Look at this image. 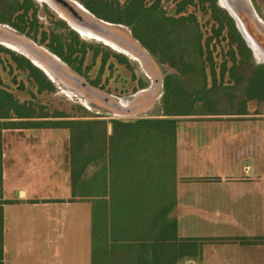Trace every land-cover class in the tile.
Returning <instances> with one entry per match:
<instances>
[{
  "label": "trees",
  "instance_id": "obj_1",
  "mask_svg": "<svg viewBox=\"0 0 264 264\" xmlns=\"http://www.w3.org/2000/svg\"><path fill=\"white\" fill-rule=\"evenodd\" d=\"M76 1L95 18L126 26L131 36L158 63L174 69L173 73L166 75L163 83L162 115L166 118L121 121L97 117L66 119L67 115H59V120L31 121L28 119H48L50 116L46 111H36L29 102H20L0 83V119H20L16 124L24 127L55 126L69 130L72 197L92 198L91 264H175L184 255L186 241L177 237L176 222L168 217L174 206L169 183L173 178L175 131V120L168 117L219 112L214 109V95L220 91L226 94L228 104H234L235 97L240 103L239 107L225 109L224 113L246 114V102L264 95V63L253 62L251 49L232 17L217 0H175L176 15L167 14L160 0L150 3L147 0H125L121 6L115 0ZM188 6L208 12L218 25V34L226 29L230 45L235 44L236 51L232 47L229 51L232 57L228 69L231 85H219L216 81L207 85V65L211 76L215 75L213 59L211 54L204 56L197 17L194 13L183 14ZM8 7L11 9L12 3L9 2ZM255 8L260 14L257 5ZM30 9L36 10L33 0H15L11 11L19 13L13 20L0 15V23H7L27 34L24 18ZM262 18L264 20V16ZM60 22L66 33L44 32L40 42L81 76L88 70L83 67L87 50L93 49L95 54L104 45L88 43L63 20ZM37 32L35 30L32 35L36 36ZM104 49L107 51L102 62L110 54L122 60L120 54ZM0 51L11 53L17 67L26 70L33 78L38 91L54 90L47 76L23 55L1 45ZM189 76L196 81L190 87L184 82ZM90 84L97 86L98 80ZM196 102H200L199 107H195ZM108 123L111 124L110 133ZM11 124H15L14 121ZM121 150L126 152L128 159L123 172L113 164L120 158ZM139 150L144 151L145 159L140 171L133 164L134 155ZM96 164L100 165L99 169L87 177L88 169Z\"/></svg>",
  "mask_w": 264,
  "mask_h": 264
},
{
  "label": "crops",
  "instance_id": "obj_2",
  "mask_svg": "<svg viewBox=\"0 0 264 264\" xmlns=\"http://www.w3.org/2000/svg\"><path fill=\"white\" fill-rule=\"evenodd\" d=\"M247 116L168 117L175 120L168 217L186 241L175 264H264V119ZM142 118L166 117L159 110ZM19 120L0 119V264H91L92 198L72 197L69 130ZM119 154L113 164L123 172L128 159ZM134 156L140 171L144 151ZM6 206L25 211L7 216Z\"/></svg>",
  "mask_w": 264,
  "mask_h": 264
},
{
  "label": "rangeland",
  "instance_id": "obj_3",
  "mask_svg": "<svg viewBox=\"0 0 264 264\" xmlns=\"http://www.w3.org/2000/svg\"><path fill=\"white\" fill-rule=\"evenodd\" d=\"M33 1L36 3L35 12L30 9L24 18L27 21L25 28L27 34L19 32L7 23H0V39H8L11 44L6 45L11 49L1 43L0 45L14 51L15 54H19L20 51L28 52V55L33 60H37L39 67L53 80L50 81L54 85V90L38 91L33 78L29 76L26 70L17 67L11 53L0 51V83L3 88L11 92L20 102L31 103L36 111H46L50 116L48 119H60L59 115H67L66 119L94 117L101 119H138L159 110L162 111L165 96L164 78L166 75L173 73L174 69L167 64L158 63L131 36L126 26L97 19L92 14L81 11L78 5L76 6L70 0L64 1L72 7L73 11H70L61 2L54 0H52L53 2L51 0ZM115 1L120 6L125 4V0ZM9 2L12 3L11 9L15 7V0L0 2V15L9 16L13 20L16 13L19 12H12L8 7ZM147 2L150 3L152 0H147ZM175 3V0H160V4L169 15L177 14ZM217 3H226L234 9L251 38L258 43L264 53V20L262 18L264 16V0H217ZM254 4L257 5L260 14ZM33 13H35V17ZM188 13H194L197 17L202 32L204 56L211 54L213 59L215 75L211 76L207 65V85L210 86L214 81L219 85H231L228 69L232 65V57L229 51L230 47L236 51V47L235 44L230 45L227 30L223 29L218 34L217 23L211 19L208 12L200 10L199 7L188 6L183 14ZM60 20H63L69 27L68 21H71V24L77 23V25L79 24L93 31L97 35L94 36L89 31L92 34L91 36L80 34L79 37L88 43H101L109 51L120 54L122 60L110 54L105 62H102L107 50L103 48L94 54L93 49H88L83 62V67H88V70L81 76L77 75L57 56L52 54L44 43L40 42L44 32L66 33V29H64ZM32 21L35 23L31 25ZM35 30L38 31L36 36L32 35ZM97 36L107 39V42ZM209 38L211 40L208 43ZM33 48L42 59L29 54ZM33 53L35 54L34 51ZM252 53L251 58L254 63H264L263 60L258 59L257 56L255 57L254 51ZM94 80H98L97 86L90 84ZM184 82L185 86L188 87L192 86V83L196 84V81L190 76ZM225 95L222 91L214 95L216 98L214 99L215 110L224 112L225 109L230 110L240 106L238 97L233 98L234 104H231V106L228 104ZM119 101L124 106L117 108L115 105ZM199 104L200 102H196L195 107H199ZM245 108L247 115H249L246 117L247 119L249 117L251 119H264V95L247 101ZM203 109L205 108L201 110ZM99 166V164H96L90 167L86 176L91 177L93 173L95 174ZM4 211L8 216L10 211L18 213L25 211V209L6 206ZM9 244L10 237L8 234L7 245ZM8 249H11V247H8ZM11 253H13V250H11Z\"/></svg>",
  "mask_w": 264,
  "mask_h": 264
},
{
  "label": "bare ground",
  "instance_id": "obj_4",
  "mask_svg": "<svg viewBox=\"0 0 264 264\" xmlns=\"http://www.w3.org/2000/svg\"><path fill=\"white\" fill-rule=\"evenodd\" d=\"M46 1H48V0H46ZM52 1V0H51ZM70 1H72L73 3H75L73 0H70ZM53 2V1H52ZM220 4V6L221 7H223V8H226V9H228V11L235 17V19L237 20V23H238V25H239V27H240V29H241V31H242V33L244 34V36H245V38L247 39V42H248V46L250 47V49H251V51L253 52L254 51V55H255V57L257 56V58L258 59H261V60H263L264 61V53L262 52V49H261V47L258 45V43L254 40V39H252L251 38V36L248 34V32H247V30H246V28H245V26H244V24L243 23H239V22H241V19L239 18V16L237 15H235L234 13H233V9L228 5V4H226V3H219ZM78 6H79V8H81L83 11H85V12H87L88 13V11H86V9H84L83 7H81V5H79V4H77ZM78 8V7H77ZM240 20V21H239ZM71 24V23H70ZM74 28H75V30L76 31H79L78 33H79V35L80 34H84V35H87V36H91L92 34L90 33V32H92L93 33V35L95 36V35H97L96 33H94L93 31H91V30H89V29H87V28H85V27H82V26H80L79 24L77 25V24H71ZM70 25V26H71ZM72 27V28H73ZM73 28V29H74ZM90 31V32H89ZM81 36V35H80ZM98 37V36H97ZM99 39H102L104 42H107L104 38H102V37H98ZM0 43L3 45V46H5V47H7V48H10L9 46H7V45H9V43H10V41L8 40V39H0ZM7 44V45H6ZM11 44V43H10ZM11 49V48H10ZM12 50H14V49H12ZM16 51V50H15ZM33 51L35 52V54L33 53ZM19 52V51H18ZM20 54H22V55H24V56H26L27 58H29L34 64H35V62H34V60L31 58V57H29L28 56V52L27 53H24V52H19ZM29 54L31 55V56H33V57H35V58H38V59H42L41 57H39L38 55H39V53L33 48V50H32V52H29ZM38 54V55H37ZM253 54V53H252ZM44 60V59H43ZM260 60V61H261ZM35 61H37V60H35ZM46 61V60H45ZM35 65H37V64H35ZM38 66V65H37ZM39 67V66H38ZM42 69V68H41ZM43 70V69H42ZM44 71V70H43ZM45 72V71H44ZM46 73V72H45ZM47 74V73H46ZM47 76H48V74H47ZM49 77V76H48ZM51 79V78H50Z\"/></svg>",
  "mask_w": 264,
  "mask_h": 264
},
{
  "label": "water",
  "instance_id": "obj_5",
  "mask_svg": "<svg viewBox=\"0 0 264 264\" xmlns=\"http://www.w3.org/2000/svg\"><path fill=\"white\" fill-rule=\"evenodd\" d=\"M54 1H56V2H61L63 5H65L66 7H68V9L70 10V11H73V9H72V7L69 5L68 6V3H66L64 0H54ZM76 4H79V5H81L80 3H78L76 0H73ZM81 7H83L82 5H81ZM84 8V7H83ZM223 8V7H222ZM85 9V8H84ZM227 12H228V14L232 17V19L234 20V22H235V26H236V28H237V30L240 32V34H241V36H242V38H243V40L245 41V43H246V45L248 46V42H247V39L245 38V36H244V34L242 33V31H241V29H240V27H239V25H238V23H237V20L235 19V17L228 11V9H226V8H224ZM87 11V10H86ZM74 13V12H73ZM89 13V12H88ZM233 13L237 16V14H236V12L234 11V9H233ZM103 21V20H102ZM240 21V20H239ZM239 23H242V22H239ZM70 25V24H69ZM70 28L71 29H73L71 26H70ZM78 35H79V33H78V31H76L75 29H73ZM80 36V35H79ZM107 40V39H106ZM109 41V40H108ZM105 44V43H104ZM249 47V46H248ZM250 48V47H249ZM20 54V53H19ZM22 55V54H21ZM24 56V55H23ZM25 58H27L26 56H24ZM29 61H30V63L31 64H33L34 66H36L37 68H39L46 76H47V74L40 68V67H38L37 65H35L29 58H27ZM47 78L49 79V80H51V81H53L52 79H50V77H48L47 76Z\"/></svg>",
  "mask_w": 264,
  "mask_h": 264
},
{
  "label": "flooded vegetation",
  "instance_id": "obj_6",
  "mask_svg": "<svg viewBox=\"0 0 264 264\" xmlns=\"http://www.w3.org/2000/svg\"><path fill=\"white\" fill-rule=\"evenodd\" d=\"M76 6H77V4L76 3H74ZM55 7H56V5H55ZM79 7V6H78ZM54 10H56V11H58L57 9H55V8H53ZM79 9H81V8H79ZM81 11H83L82 9H81ZM85 12V11H84ZM60 13V12H59ZM62 15V14H61ZM62 17H64L63 15H62ZM69 22V24L71 23V21H68ZM75 23V22H74ZM77 24V23H76ZM71 25V24H70ZM71 27H73L72 25H71ZM74 28V27H73ZM75 29V28H74ZM79 32V31H78ZM249 34V33H248ZM250 35V34H249Z\"/></svg>",
  "mask_w": 264,
  "mask_h": 264
},
{
  "label": "built area",
  "instance_id": "obj_7",
  "mask_svg": "<svg viewBox=\"0 0 264 264\" xmlns=\"http://www.w3.org/2000/svg\"><path fill=\"white\" fill-rule=\"evenodd\" d=\"M118 103H119V106H121V107H123V106H124V105H122V102H121V101H119Z\"/></svg>",
  "mask_w": 264,
  "mask_h": 264
}]
</instances>
